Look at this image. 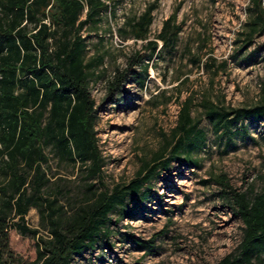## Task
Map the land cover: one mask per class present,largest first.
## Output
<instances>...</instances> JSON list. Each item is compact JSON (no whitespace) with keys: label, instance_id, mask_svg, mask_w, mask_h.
Returning <instances> with one entry per match:
<instances>
[{"label":"rangeland","instance_id":"1","mask_svg":"<svg viewBox=\"0 0 264 264\" xmlns=\"http://www.w3.org/2000/svg\"><path fill=\"white\" fill-rule=\"evenodd\" d=\"M102 1L108 9L101 21L80 32L86 57L103 55L89 84L103 161L95 188L122 190L139 177L145 161L170 139L186 99L201 135L189 155L161 162L140 191L110 215L111 224L93 250L74 257L72 264H215L235 253L241 238L242 223L223 199V190L256 193L264 185V120L250 116L227 128L223 122L216 130L202 106L207 100L218 110H247L264 103V33L244 46L252 0ZM261 4L264 8V0ZM152 5L146 39L134 40L127 25ZM171 16L181 24L174 49L169 52L157 41L148 57L147 41L156 40ZM132 55H143L142 62L119 90L108 94V83ZM50 176L48 192L56 194L54 186L62 187L57 197L71 213L85 199L84 172L51 160ZM23 225L38 232L11 228L9 259L34 264L39 238L47 232L35 209Z\"/></svg>","mask_w":264,"mask_h":264},{"label":"trees","instance_id":"2","mask_svg":"<svg viewBox=\"0 0 264 264\" xmlns=\"http://www.w3.org/2000/svg\"><path fill=\"white\" fill-rule=\"evenodd\" d=\"M252 7L244 46L254 35L264 33L261 0H252ZM107 9L102 0H0V264H14L9 259L11 228L37 234L23 225L30 209L37 211L47 232L45 238H39L34 264H72L74 257L93 250L111 224L110 215L123 207L128 196L140 191L161 162L166 165L176 155H189L201 135L190 99H186L170 139L145 161L139 177L122 190L95 188V182L101 180L103 161L89 84L103 63V55L87 58V43L80 32L88 24L99 23ZM152 10L153 5L127 25L134 40L146 39ZM180 30L181 24H176L173 16L163 21L156 40L146 43L148 57L155 53L157 41L171 52ZM142 58L132 55L126 67L115 72L108 94L120 89ZM143 70L146 73L145 66ZM202 106L205 118L216 130L223 122L227 128L250 116L264 120V103L247 110H218L207 100ZM51 160L84 172L85 199L70 208L69 214L57 197L62 187L54 186L56 194L48 192L53 184ZM218 182L227 187L224 181ZM223 194L242 223L241 238L236 252L215 264H264V185L256 193L229 189ZM14 219L18 222L13 223ZM138 244L147 248L145 242Z\"/></svg>","mask_w":264,"mask_h":264}]
</instances>
